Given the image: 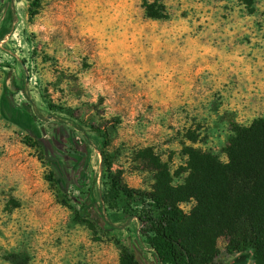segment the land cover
<instances>
[{
    "label": "rangeland",
    "instance_id": "374dc122",
    "mask_svg": "<svg viewBox=\"0 0 264 264\" xmlns=\"http://www.w3.org/2000/svg\"><path fill=\"white\" fill-rule=\"evenodd\" d=\"M160 1L167 19L144 0H0V264L157 263L113 181L177 185L189 147L226 162L233 127L264 116V0ZM217 247L211 264L233 259Z\"/></svg>",
    "mask_w": 264,
    "mask_h": 264
},
{
    "label": "trees",
    "instance_id": "16d2710c",
    "mask_svg": "<svg viewBox=\"0 0 264 264\" xmlns=\"http://www.w3.org/2000/svg\"><path fill=\"white\" fill-rule=\"evenodd\" d=\"M144 4L150 17H169L160 0ZM232 131L226 162L211 150L189 147V173L177 185L166 174L158 190L137 197L113 181L105 200L113 205L122 194L135 200L136 217L159 264H211L223 255L220 237L227 240L226 255H234L226 264H264V116ZM189 200L196 204L186 213L180 203ZM122 259L121 264H140L127 250Z\"/></svg>",
    "mask_w": 264,
    "mask_h": 264
},
{
    "label": "crops",
    "instance_id": "0c3cea01",
    "mask_svg": "<svg viewBox=\"0 0 264 264\" xmlns=\"http://www.w3.org/2000/svg\"><path fill=\"white\" fill-rule=\"evenodd\" d=\"M258 30V29H257ZM264 32V29L261 31H257V33H263ZM252 72H254V74L256 75V77L259 79L258 81V84L260 86L261 89H263L264 91V70L262 71V69L260 68L259 65H257L256 67H254V69L251 70ZM153 256H154V260L157 261V263H153V264H159L158 263V260H157V257L156 255L154 254L153 252ZM139 259V258H138ZM140 261V260H139ZM140 264H143L141 261H140Z\"/></svg>",
    "mask_w": 264,
    "mask_h": 264
}]
</instances>
